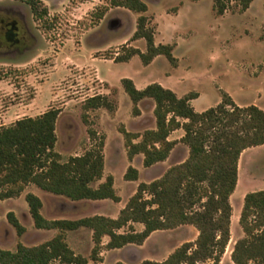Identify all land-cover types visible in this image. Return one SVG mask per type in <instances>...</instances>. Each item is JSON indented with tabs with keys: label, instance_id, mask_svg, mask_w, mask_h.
I'll use <instances>...</instances> for the list:
<instances>
[{
	"label": "rangeland",
	"instance_id": "rangeland-1",
	"mask_svg": "<svg viewBox=\"0 0 264 264\" xmlns=\"http://www.w3.org/2000/svg\"><path fill=\"white\" fill-rule=\"evenodd\" d=\"M42 1L48 15L36 20L24 1L0 0V127L25 116L39 115L50 107L58 108L54 150L62 161L91 148L94 142L88 130L94 129L104 136L105 163L103 177L93 186L112 174L120 202L71 201L28 184L21 196L0 199V247L10 250H15L18 243H41L56 233L35 227L25 200L31 189L42 198L41 211L47 218H80L99 213L115 217L140 182L161 176L170 164L188 156V147L180 141L183 130L178 128L169 134L176 143L166 162L145 167L142 154L128 158L122 130L142 133L154 127V101H139L140 113L135 114L133 102L121 84L123 77L131 78L138 88L159 82L179 96L197 92L198 96L190 100L196 111L217 105L222 91L239 105L264 108V0H252L245 10L231 3L223 14L216 13L213 0H144L148 6L144 14L155 30V43L173 45L176 57L172 64L160 54L146 65L137 54L117 61L132 47L146 50L145 39H132L139 13L111 7L109 0ZM102 6H108V10L100 21H94L93 13ZM10 22L16 26L13 40L5 36ZM96 94H106L115 108L86 109V99ZM130 165L139 171L136 180L124 178ZM240 172V182L229 198L230 238L219 264H235L231 252L236 240L244 235L239 224L244 199L241 195L260 187L250 184L248 177L264 174V148L244 154ZM259 184L264 186L263 181ZM9 211L25 227L22 234L8 222ZM133 226L136 230L143 228L141 223ZM197 234L195 226L182 224L153 231L141 245L121 248L106 247L108 236H104L100 264L161 261L182 243L194 241ZM66 241L75 253L92 262L94 242L90 229L68 231Z\"/></svg>",
	"mask_w": 264,
	"mask_h": 264
},
{
	"label": "trees",
	"instance_id": "trees-1",
	"mask_svg": "<svg viewBox=\"0 0 264 264\" xmlns=\"http://www.w3.org/2000/svg\"><path fill=\"white\" fill-rule=\"evenodd\" d=\"M21 1L30 6L36 20L48 15V7L42 0ZM234 2L245 10L252 0H213V8L217 14H223ZM109 5L139 13L132 39L146 41L145 51L132 47L117 61L128 60L137 54L146 65L162 54L175 64L173 45L154 41L155 30L144 14L148 9L144 0H109ZM107 10L108 6L97 9L93 20L100 21ZM121 84L133 102L135 114L140 113L139 101L144 98L154 101V128H147L142 133L122 130L128 158L142 154L145 167L166 160L176 143L169 134L181 128L180 141L188 147L186 159L168 167L161 176L140 182L115 218L102 214L76 219L46 218L41 213V198L27 192L25 200L35 227L55 228L58 232L35 245L18 243L15 250L0 247V264H100L99 253L105 235L109 236L106 247L121 248L127 244L141 245L153 231L182 224L197 228L194 241L182 243L161 261L145 259L139 264H198L205 261L219 264L230 238L232 206L229 198L237 184L239 157L245 148L264 143V110L256 104L238 105L228 92L222 91L217 105L196 111L190 100L198 96L197 92L178 96L159 82L138 88L128 77H123ZM84 106L86 109L115 108L106 94L87 98ZM59 112L58 108L50 107L39 115L25 116L0 127V199L19 196L26 185L35 184L44 191L75 201H119L111 174L93 186L103 177L104 136L89 128L90 139L94 142L92 147L82 154L70 155L64 161L54 150ZM137 138L140 139L135 141ZM138 175V169L130 165L124 178L136 180ZM7 219L18 234L25 231L13 211L7 213ZM133 223H141L143 228L136 230ZM239 224L244 235L234 244L232 261L235 264H264V189L245 194ZM80 227L92 229V262L75 253L66 241V231ZM124 227L128 230L121 231ZM116 264L126 263L118 261Z\"/></svg>",
	"mask_w": 264,
	"mask_h": 264
},
{
	"label": "crops",
	"instance_id": "crops-1",
	"mask_svg": "<svg viewBox=\"0 0 264 264\" xmlns=\"http://www.w3.org/2000/svg\"><path fill=\"white\" fill-rule=\"evenodd\" d=\"M148 84V83H147ZM147 84H144L142 87H140V88H143V87H145ZM136 86H137V84H135ZM165 87V86H164ZM168 88V87H167ZM171 89V88H170ZM175 92V91H174ZM176 93V92H175ZM177 94V93H176ZM179 96V95H178ZM146 99H149V100H151V101H153L151 98H146ZM234 100V99H233ZM235 101V100H234ZM235 103H237L236 101H235ZM238 104V103H237ZM239 105V104H238ZM263 110H264V108H262ZM155 127V126H154ZM154 127H152V128H154ZM105 146H106V143H105ZM105 148V147H104ZM262 148H264V143L263 144H260V145H256V146H251V147H248V148H245L242 152H241V154H240V157H239V161H238V178H237V184H236V187H237V185L239 184V182H240V174H241V172H240V167H241V160H242V156L244 155V154H246V153H248L249 151H251V150H254V149H262ZM104 151V150H103ZM172 153H173V149H172V151H171V153H170V155H169V157L166 159V160H168V159H170L171 157H172ZM105 154V153H104ZM248 160H250L251 161V158H247ZM166 160H164V161H160V162H157V163H155V164H153L152 166H154V165H156V164H158V163H164V162H166ZM104 163H105V158H104ZM172 163V162H171ZM174 164H176V163H174ZM171 165H173V163L172 164H170L168 167H170ZM132 166V165H131ZM133 167H135V166H133ZM136 168V167H135ZM104 170V169H103ZM112 175V174H111ZM113 176V175H112ZM113 179H114V176H113ZM248 180H249V183L250 184H252V183H254V184H257L258 186H260V187H258L257 189H253V190H259V189H264V186H262V185H260L259 183H260V181H263L264 182V174L262 173V174H255L254 176L253 175H250V177H248ZM259 181V182H258ZM257 182V183H256ZM32 186L34 187V186H36L35 184H32ZM113 186H114V188H115V180H113ZM38 187V186H37ZM236 187H235V189H236ZM39 188V187H38ZM41 189V188H40ZM35 191V189L33 188V189H31V191L30 192H32V193H34V191ZM44 191V190H43ZM23 192V191H22ZM22 192H21V194H20V196L22 195ZM47 192V191H46ZM234 192V191H233ZM48 193H50V192H48ZM117 193V192H116ZM34 194H36V193H34ZM51 194H53V193H51ZM233 194V193H232ZM232 194L230 195V198H231V196H232ZM37 195V194H36ZM53 195H56V194H53ZM37 196H39V195H37ZM58 196H61V195H58ZM244 196H245V193L244 194H242L241 195V198H244ZM40 197V196H39ZM61 197H64V196H61ZM12 198V197H11ZM41 198V197H40ZM65 198H67V197H65ZM5 199H8V198H5ZM67 199H69V198H67ZM41 200H42V198H41ZM69 200H71V199H69ZM86 200H92V199H86ZM99 200H105V199H99ZM71 201H75V200H71ZM77 201H82V200H77ZM42 202H43V200H42ZM115 202H120V200L119 201H115ZM124 207V206H123ZM123 207H121V208H123ZM121 208L120 209H118V211H117V215L115 216V217H117L118 216V214H119V212H120V210H121ZM41 213H42V211H41ZM43 214V213H42ZM99 214H101V213H99ZM102 215H105V214H102ZM105 216H109V215H105ZM109 217H111V216H109ZM115 217H112V218H115ZM32 218V217H31ZM47 218V217H46ZM69 219H76V218H69ZM20 221V220H19ZM82 228H87V227H80V228H78V229H82ZM39 229V228H38ZM78 229H75V230H78ZM88 229H90V228H88ZM42 230H45V231H55L56 230V233L58 232V229H55V228H53V229H42ZM91 231H92V229H90ZM68 231H72V230H67L66 231V233L68 232ZM55 233V234H56ZM55 234H53V236L55 235ZM52 236V237H53ZM105 236H107V235H105ZM51 237V238H52ZM104 237V236H103ZM149 237V236H148ZM147 237V238H148ZM146 238V239H147ZM50 239V238H49ZM48 240V239H47ZM108 240H109V236H108ZM46 241V240H45ZM107 243V242H106ZM35 245V244H34ZM128 245V244H127ZM126 246V245H125ZM124 247V246H123ZM168 256V255H167ZM166 256V257H167Z\"/></svg>",
	"mask_w": 264,
	"mask_h": 264
},
{
	"label": "flooded vegetation",
	"instance_id": "flooded-vegetation-1",
	"mask_svg": "<svg viewBox=\"0 0 264 264\" xmlns=\"http://www.w3.org/2000/svg\"><path fill=\"white\" fill-rule=\"evenodd\" d=\"M9 25H10V27L7 28V30L5 32V36H6L7 40H13L14 32L12 30L16 27L15 22H10ZM15 41H17V39H15Z\"/></svg>",
	"mask_w": 264,
	"mask_h": 264
}]
</instances>
